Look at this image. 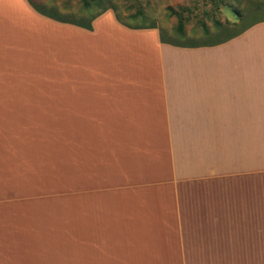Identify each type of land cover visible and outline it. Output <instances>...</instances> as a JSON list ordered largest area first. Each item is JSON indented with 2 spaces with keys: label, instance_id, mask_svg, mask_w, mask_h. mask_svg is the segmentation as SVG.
<instances>
[{
  "label": "crops",
  "instance_id": "1",
  "mask_svg": "<svg viewBox=\"0 0 264 264\" xmlns=\"http://www.w3.org/2000/svg\"><path fill=\"white\" fill-rule=\"evenodd\" d=\"M28 1L0 0V264H254L264 17L190 46Z\"/></svg>",
  "mask_w": 264,
  "mask_h": 264
},
{
  "label": "rangeland",
  "instance_id": "2",
  "mask_svg": "<svg viewBox=\"0 0 264 264\" xmlns=\"http://www.w3.org/2000/svg\"><path fill=\"white\" fill-rule=\"evenodd\" d=\"M35 6L45 11L54 12L61 15L72 22L84 21L89 16L94 15L98 11L91 0H30ZM84 1L87 6L84 5ZM109 3L120 13L123 21L129 25H147L152 24L155 29L167 40L173 44L189 45V44H205L218 40L227 32L243 27L258 18L264 17V10L243 17L236 27H231L228 22L236 20L235 15L227 8L221 9L219 12L211 14L209 18L202 16L203 10L209 9V4H204L200 8H191V19L185 23L182 37L177 36L176 18L166 11V7L176 10L177 7H186L190 5L191 0H108ZM141 12V15L137 14ZM185 14V13H183ZM132 16V18H127ZM200 18L206 25L207 33L196 22ZM212 20L224 25L226 30H216L212 24ZM228 21V22H227ZM262 194V195H261ZM261 209H264V186H261ZM261 222L264 219L261 218ZM261 246H264L261 244ZM254 264H264V248L253 251L252 254ZM247 254V257H250Z\"/></svg>",
  "mask_w": 264,
  "mask_h": 264
},
{
  "label": "trees",
  "instance_id": "3",
  "mask_svg": "<svg viewBox=\"0 0 264 264\" xmlns=\"http://www.w3.org/2000/svg\"><path fill=\"white\" fill-rule=\"evenodd\" d=\"M94 2L95 6L98 7V11L92 15L89 16L86 20L78 21V22H72L67 20L66 18L62 17L61 15L54 14V12L43 10L40 7L35 6L30 0L28 1L31 7L40 15H43L45 17H48L52 19L55 22L59 23H65V24H71L75 25L77 27L83 28L85 30H90L91 21L105 12L106 10H110L113 13V16L117 23L120 25L128 28V29H155V27L152 24L147 25H129L123 21V17H120V13L109 3L108 0H91ZM204 4H209V9L203 10L202 16L209 18L211 14L215 12H219L223 8L229 9L236 17V20L234 22H228L231 27H236L240 23V20L250 14L260 12L264 10V0H191L190 5L186 7H177L176 10H173L171 7H166V11L169 13V15H172L176 18V34L177 36L182 37L184 35L183 27L188 20L191 19V8L198 9L200 6ZM84 5L87 6V4L84 1ZM185 13V14H183ZM137 14L141 15V12H137ZM214 15V14H213ZM127 18H132V16H127ZM196 22L200 25V27L204 30V33H207L208 30H206V25L202 21V19L197 18ZM212 24L214 26V29L216 30H226L227 27L224 25L218 23L216 20H212ZM237 29L233 31L227 32L225 35H229L231 33H234ZM159 33V32H158ZM224 35V36H225ZM159 41L162 43H171L170 41H167L161 33H159ZM173 44V43H171ZM191 46V44H189Z\"/></svg>",
  "mask_w": 264,
  "mask_h": 264
}]
</instances>
